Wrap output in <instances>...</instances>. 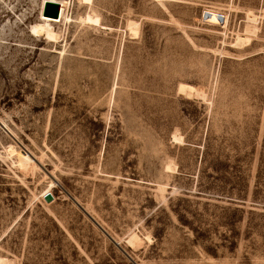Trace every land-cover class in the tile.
<instances>
[{
  "label": "rangeland",
  "instance_id": "1",
  "mask_svg": "<svg viewBox=\"0 0 264 264\" xmlns=\"http://www.w3.org/2000/svg\"><path fill=\"white\" fill-rule=\"evenodd\" d=\"M42 1L0 0V264H264V0Z\"/></svg>",
  "mask_w": 264,
  "mask_h": 264
},
{
  "label": "bare ground",
  "instance_id": "2",
  "mask_svg": "<svg viewBox=\"0 0 264 264\" xmlns=\"http://www.w3.org/2000/svg\"><path fill=\"white\" fill-rule=\"evenodd\" d=\"M46 1H50V0H43L42 1V5H41V12H42V8H43V5H44V3L46 2ZM51 1H53V0H51ZM58 4H60V15H59V20L61 19V18H63L64 17V19H66V21H69L70 20V17H66V16H64V12H65V7H64V4H62V3H58ZM205 13H207L208 15L206 16V17H204V20L206 21V22H208V23H210V24H217V23H225V18H224V16H222L221 14H219L218 12H215V11H213V10H211V9H205L204 11H203V14H205ZM219 15H221L222 16V20L220 21L219 20ZM79 19L82 21V20H91L92 18L91 17H86V18H84V17H79ZM46 20V23H45V27H44V34H45V36L47 37V38H50V39H55V38H57V33L54 31V29L52 28V25L50 24V22H54V21H58V20H51V19H45ZM131 28H132V30H133V33L135 34V33H137V24L136 23H132V25L130 26ZM237 39H240V36H239V38H237ZM244 40V39H243ZM242 43H243V41H242ZM179 88H180V90H182V91H197V90H195V87H193L192 85H189V84H186V83H180L179 84ZM200 92V91H199ZM186 93V92H185ZM198 92H196V94H197ZM17 156H18V158L20 159V161L24 164V165H29L28 163L30 162V158L27 156V155H25V154H21V153H18L17 154ZM50 193L51 192V190H50V188L48 187V188H46L43 192H42V194H41V197L44 195V194H46V193ZM130 239L131 240H136L137 239V236L134 234V235H132L131 237H130ZM132 242V241H131ZM134 242V241H133Z\"/></svg>",
  "mask_w": 264,
  "mask_h": 264
},
{
  "label": "water",
  "instance_id": "3",
  "mask_svg": "<svg viewBox=\"0 0 264 264\" xmlns=\"http://www.w3.org/2000/svg\"><path fill=\"white\" fill-rule=\"evenodd\" d=\"M43 14L46 15V16L53 17V18L58 17V14H59V6H58V4L55 3V2H50V1L45 2V4H44V8H43ZM207 15H208V14L205 13V14H204V17H206ZM219 20H220V21L222 20V16H221V15H219ZM42 197H43V199L45 200V202H50V201H52V199H53L52 194L49 193V192L46 193V194H44ZM94 222H95V224H96L97 226H99V224H98L96 221H94ZM99 227H100V226H99ZM101 229H102V228H101Z\"/></svg>",
  "mask_w": 264,
  "mask_h": 264
}]
</instances>
